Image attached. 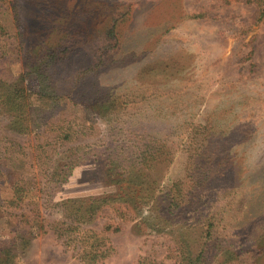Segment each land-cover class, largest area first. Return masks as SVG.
Instances as JSON below:
<instances>
[{
	"label": "rangeland",
	"instance_id": "rangeland-1",
	"mask_svg": "<svg viewBox=\"0 0 264 264\" xmlns=\"http://www.w3.org/2000/svg\"><path fill=\"white\" fill-rule=\"evenodd\" d=\"M0 25V74L22 73L23 47L36 49L42 39L64 56L50 69L58 91L46 112L51 125L20 134L0 116V246L22 242L18 232L29 241L12 249L14 264H84L90 232L107 250L95 264H184L177 232L208 220L221 242L205 243L201 264H264V15L257 0H0ZM24 85L36 105L38 81L27 75ZM137 144L169 149L150 174L156 193L180 204L170 222L175 236L152 230L148 210L131 215L107 206L79 233L65 230L71 219L58 202L115 197ZM54 165H62L65 181L47 199L40 189ZM19 179L32 187L11 204ZM40 218L45 233L32 237V219ZM190 243L194 252L197 242Z\"/></svg>",
	"mask_w": 264,
	"mask_h": 264
},
{
	"label": "trees",
	"instance_id": "trees-1",
	"mask_svg": "<svg viewBox=\"0 0 264 264\" xmlns=\"http://www.w3.org/2000/svg\"><path fill=\"white\" fill-rule=\"evenodd\" d=\"M257 3L259 14L262 16L264 15V0H257ZM16 15L17 13L14 19L19 23L18 36L23 41L22 22ZM3 30L0 25V33ZM46 45L47 41L42 39L36 49L30 48L29 45L23 47L24 51L21 55L23 71L19 75L12 77L0 74V116L5 117L7 120L6 125L10 130L20 134H28L42 126L44 127L43 130H45L46 126L51 125L46 118V112L48 107L54 102L51 100L58 97V91L56 90L57 86L54 85L49 76L50 69L64 56L59 55L57 50L46 48ZM27 75L34 76L39 84L36 94V105L31 103V96L34 93L24 85ZM63 137L67 139L68 135L63 134ZM168 150L166 148H157V146L137 144L132 151L133 158L129 160L132 164L121 166L120 172L123 176L119 181L124 184L120 186L121 192L117 193L115 197L100 196L82 200L66 199L58 202V205L61 204L66 211L64 215L71 219L64 229L69 232L75 231V233H79L80 224L90 220L102 207H124L125 212L123 213L128 212L134 215H140L141 211L148 210L149 214L146 216L147 218H144V221L148 223L152 230L158 232L168 228V233H173L175 236L176 229L171 228L172 226L170 225L172 224L170 222L180 204L175 202L173 194L165 197L157 194L155 188L156 179L150 174L156 165L165 161ZM134 164H137V166ZM61 166H52V170L47 174L48 177L42 183L40 192L47 199L51 197L52 192L60 187L62 181H65L64 175L61 180L59 178V175H62ZM110 169L118 172L115 171L117 166L114 162L111 163ZM177 186V184L174 185V191H179ZM31 187L32 184L28 181L19 179L14 182L12 185L11 204H17L22 200L24 193L30 190ZM188 202L194 205L197 199H188ZM131 217L129 219H132ZM42 220L43 218H40V220L32 219V225H30L32 227L30 232L32 237L36 232L38 234L45 233ZM208 221V223L204 224V228H196L190 231L188 227H185L182 232H177L180 240L175 242L176 244L174 243V248L178 257H182L185 260L184 264H201L202 260L207 258L208 250L206 248L209 246L207 242H221L219 237L216 239L217 236H214L215 226L213 220ZM114 229L117 230L118 227ZM62 232V228L54 230L56 236H61ZM18 233L16 237L22 242L17 244L12 242L9 245L0 246V264H14L16 255L12 252V249L18 245L26 247L29 244V241ZM195 234L198 237L195 241H192L191 237ZM89 235L91 240L87 242L88 249L82 250V261L84 264H95L97 259L107 254V250L102 248L103 244L99 242L100 238L95 237L94 232H90ZM79 237L82 238L80 235ZM190 242L198 243L195 244L194 252ZM205 243H207L206 248ZM228 253L229 250L226 251V254Z\"/></svg>",
	"mask_w": 264,
	"mask_h": 264
}]
</instances>
